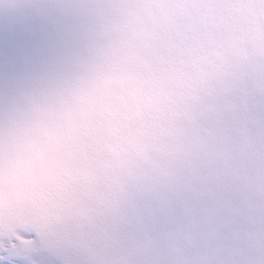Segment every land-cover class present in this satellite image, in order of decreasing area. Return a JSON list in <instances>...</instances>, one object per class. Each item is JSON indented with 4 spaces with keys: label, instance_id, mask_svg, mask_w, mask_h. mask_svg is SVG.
Segmentation results:
<instances>
[{
    "label": "snow or ice",
    "instance_id": "obj_1",
    "mask_svg": "<svg viewBox=\"0 0 264 264\" xmlns=\"http://www.w3.org/2000/svg\"><path fill=\"white\" fill-rule=\"evenodd\" d=\"M90 15V0H0V159L6 134L73 62ZM200 103L170 140L111 177L100 220L113 240L84 264H110L113 250L124 264H264V208L247 197L250 158L225 148L235 137L225 135L229 122L212 101ZM36 246L27 230L0 237V264H60Z\"/></svg>",
    "mask_w": 264,
    "mask_h": 264
}]
</instances>
